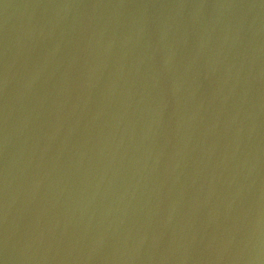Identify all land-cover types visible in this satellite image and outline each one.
I'll return each mask as SVG.
<instances>
[{"label":"water","instance_id":"water-1","mask_svg":"<svg viewBox=\"0 0 264 264\" xmlns=\"http://www.w3.org/2000/svg\"><path fill=\"white\" fill-rule=\"evenodd\" d=\"M0 264H264V0H0Z\"/></svg>","mask_w":264,"mask_h":264}]
</instances>
